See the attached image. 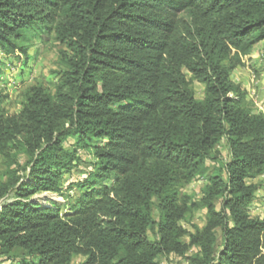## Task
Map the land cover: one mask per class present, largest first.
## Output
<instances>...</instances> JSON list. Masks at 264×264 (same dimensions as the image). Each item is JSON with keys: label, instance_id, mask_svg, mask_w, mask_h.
<instances>
[{"label": "trees", "instance_id": "trees-1", "mask_svg": "<svg viewBox=\"0 0 264 264\" xmlns=\"http://www.w3.org/2000/svg\"><path fill=\"white\" fill-rule=\"evenodd\" d=\"M44 33L62 46L57 82L28 87L12 114L0 90V256L264 264V218L251 211L264 112L232 78L264 41V0H0V50L27 55ZM81 149L93 167L65 187ZM200 179V198L183 192ZM42 191L65 202L42 204Z\"/></svg>", "mask_w": 264, "mask_h": 264}, {"label": "rangeland", "instance_id": "rangeland-1", "mask_svg": "<svg viewBox=\"0 0 264 264\" xmlns=\"http://www.w3.org/2000/svg\"><path fill=\"white\" fill-rule=\"evenodd\" d=\"M27 47V55L17 51L15 54H6L0 50V68L2 73L0 75V90L8 95L5 107L9 113H15L20 108V100L22 93L31 85L41 83L47 87L52 88L58 80L57 72L60 71L59 50L62 48L57 42L53 40L50 34H43L42 39L32 38L25 42ZM264 55V42H261L255 52L254 58L247 67H245V77L240 82L232 78L235 82L247 91L248 99L251 101L255 111L264 112V70H262V61L260 60ZM195 95L198 99L204 97V85L195 81L193 83ZM102 140L98 141L99 143ZM75 143V139L71 138L66 142V147L71 148ZM220 152L227 160L229 152L226 142L224 141L220 147ZM79 161L77 167L70 174L64 176L63 182L66 187L69 183L75 182L84 178L88 171L93 167L95 158L90 149H81L79 151ZM25 159L24 156H22ZM212 171L215 168L221 167V164H214L210 162ZM2 169L0 165V170ZM114 177L108 180L111 184ZM259 185L257 191L256 202L251 207L252 215L264 218V175L259 176L253 180ZM208 183L205 179H200L188 185L183 192L192 195L195 198H200L204 186ZM72 194L75 191H71ZM34 199L42 204L50 205L52 201L59 203L65 202V197L52 192H38ZM1 203V202H0ZM67 206L64 208L66 209ZM155 216L158 217V212L154 210ZM206 211L199 210L193 222L199 226L205 224ZM188 228L192 229L190 224L183 223ZM84 260V257L79 256L74 260L73 264H79ZM162 264H187V262L177 256L161 258ZM0 264H13V261L0 256Z\"/></svg>", "mask_w": 264, "mask_h": 264}, {"label": "crops", "instance_id": "crops-1", "mask_svg": "<svg viewBox=\"0 0 264 264\" xmlns=\"http://www.w3.org/2000/svg\"><path fill=\"white\" fill-rule=\"evenodd\" d=\"M262 42H264V41H262ZM260 43H261V42H260ZM260 43L256 44V46L254 47L253 54H252V57H253V58H254V56H255L256 49H257V47H258V45H259ZM260 60L262 61V58H261ZM233 74H234V79H235L236 81L240 82V81L243 80L244 77H245V74H246L245 67H239V68L235 69L234 72H233ZM233 74H232V75H233Z\"/></svg>", "mask_w": 264, "mask_h": 264}]
</instances>
